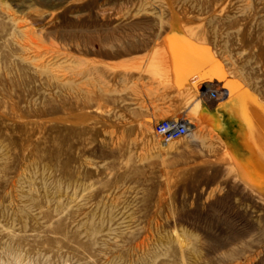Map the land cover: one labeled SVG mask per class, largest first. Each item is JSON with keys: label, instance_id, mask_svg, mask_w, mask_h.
<instances>
[{"label": "rangeland", "instance_id": "obj_1", "mask_svg": "<svg viewBox=\"0 0 264 264\" xmlns=\"http://www.w3.org/2000/svg\"><path fill=\"white\" fill-rule=\"evenodd\" d=\"M175 26L212 58L184 86ZM240 87L264 102V0H0V264H264L205 113ZM170 116L194 129L163 143Z\"/></svg>", "mask_w": 264, "mask_h": 264}, {"label": "bare ground", "instance_id": "obj_2", "mask_svg": "<svg viewBox=\"0 0 264 264\" xmlns=\"http://www.w3.org/2000/svg\"><path fill=\"white\" fill-rule=\"evenodd\" d=\"M171 41L178 46V49H175L174 45L169 42V48L174 55V79L180 86H184L183 78L190 71L185 68L187 54L190 53L197 58L210 59V50L188 39L180 26L172 28ZM191 78L188 82L189 86L197 82L198 75ZM205 94L212 95L211 90L208 88ZM220 94L225 102L220 103L219 101L216 108H223L224 116L220 118L215 112L205 111L208 120L213 123L217 131L220 130L224 133L228 131L227 135H229L230 141L227 140V144L231 148L232 160L239 172L238 179L240 177L242 183L264 195V102L247 87H240L236 93H233L229 88L228 91ZM187 123L190 127L189 130L192 131L194 127L191 128L189 121Z\"/></svg>", "mask_w": 264, "mask_h": 264}, {"label": "built area", "instance_id": "obj_3", "mask_svg": "<svg viewBox=\"0 0 264 264\" xmlns=\"http://www.w3.org/2000/svg\"><path fill=\"white\" fill-rule=\"evenodd\" d=\"M222 99H218L220 101ZM184 117H170L156 122L154 132L163 143H169L173 140L180 139L189 133L188 120Z\"/></svg>", "mask_w": 264, "mask_h": 264}, {"label": "crops", "instance_id": "obj_4", "mask_svg": "<svg viewBox=\"0 0 264 264\" xmlns=\"http://www.w3.org/2000/svg\"><path fill=\"white\" fill-rule=\"evenodd\" d=\"M216 109H218V108H216V104H208V107H207L206 110H209L210 112L214 113L216 111ZM216 115H217V113H216ZM217 116H219V117H223L224 116L223 108H221V107L219 108V112H218ZM170 117H172V116H170ZM223 137H224V135H223Z\"/></svg>", "mask_w": 264, "mask_h": 264}, {"label": "water", "instance_id": "obj_5", "mask_svg": "<svg viewBox=\"0 0 264 264\" xmlns=\"http://www.w3.org/2000/svg\"><path fill=\"white\" fill-rule=\"evenodd\" d=\"M215 112H216V113H217V115H218L219 108H218V109H216V111H215ZM216 113H215V114H216ZM218 117H219V116H218ZM220 118H221V117H220ZM219 132H221V133L224 135V132H223V131H220V130H219ZM224 136H225V135H224ZM225 137H226V136H225Z\"/></svg>", "mask_w": 264, "mask_h": 264}]
</instances>
